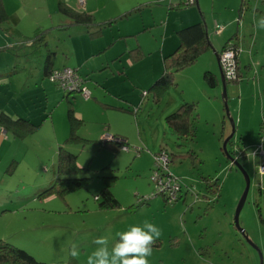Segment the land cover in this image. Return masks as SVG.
Masks as SVG:
<instances>
[{
  "label": "rangeland",
  "instance_id": "1",
  "mask_svg": "<svg viewBox=\"0 0 264 264\" xmlns=\"http://www.w3.org/2000/svg\"><path fill=\"white\" fill-rule=\"evenodd\" d=\"M240 3L215 2L217 13L223 12L220 23L233 24L229 36L234 35L231 42L239 49L242 72L238 82L224 83L225 102L213 50L201 55L206 70L196 65L188 69L185 74L195 79L190 83L182 75L158 102L148 93L144 96L143 88L138 87L136 95L134 86L125 84L123 94L130 92L126 104L112 97L100 98L124 110L108 108L96 113L79 94L74 100L68 95L83 119L75 122V132L90 141L69 146L68 151L77 156V164L84 170L70 177L56 174L58 144L67 137L70 124L68 99H58L62 91L49 83L45 86L49 100L45 102L41 85L33 86L34 78L29 88L19 85L11 93L0 88L3 107L18 109V103L31 99L27 109L35 113L34 118L41 116L36 132L23 139L8 135L0 144V241L44 264H86L87 256L97 247L94 239L107 237L111 247L118 240L117 233L142 226L147 220L162 230L149 264H264V175L257 172L259 157L252 156L259 143L264 110V30L256 28V19L264 15V0H244L242 12ZM201 4L211 12V0H201ZM221 45L219 41L217 47ZM7 56L0 55V63ZM35 56L28 57L31 68L38 63ZM60 58L64 57L59 55L57 63ZM16 60V65L23 67V58ZM108 71L98 74L105 79V87H122L124 81ZM204 71L215 76V87L206 84ZM18 76L26 78L27 73L12 76L13 82ZM91 80H86L85 87L92 98L90 87L98 85ZM13 98L18 103L12 102ZM191 101L196 104L194 136L177 137L165 117ZM117 131L126 138L128 151L113 152L92 142ZM162 153L171 175L181 185V198L173 204L157 195L152 181L157 167L154 157ZM67 177L88 181L64 193L38 197L52 184L56 189L63 187ZM246 177L249 187L236 227L234 215ZM105 184L119 207L98 206ZM73 243L79 249L77 258L68 255Z\"/></svg>",
  "mask_w": 264,
  "mask_h": 264
},
{
  "label": "crops",
  "instance_id": "2",
  "mask_svg": "<svg viewBox=\"0 0 264 264\" xmlns=\"http://www.w3.org/2000/svg\"><path fill=\"white\" fill-rule=\"evenodd\" d=\"M78 1L1 0L8 16L6 25L0 28V55L4 53L8 55L7 60L0 63V74L8 72V75L0 78V88L4 93L6 91L9 93L11 91L15 92L19 85L29 88L33 78L36 80L33 86L38 84L42 86L39 87L42 89L41 94L45 97V102L49 100L46 85L49 86L51 84L62 91L47 79L44 72L45 61L49 51L54 53L50 69H60L63 67L77 69L85 79V85L87 84L86 80L90 81L93 78L91 81L96 86L98 85L97 88L90 87L94 97L84 101H87L86 105H91L96 113L103 112V110L108 108L124 110L120 106L109 105L110 103L101 101L100 98L108 99V97H112L117 99L116 102L121 101L126 104L125 96L130 92L125 91L127 92L125 93L126 95L123 94L125 84H128L130 87L134 86L132 92L136 93L139 90L138 87L144 89L142 92H148L151 84L163 71V58L173 53L178 45L176 32L179 29L197 23L202 18L211 43V48L204 52L203 55L213 50L218 68L217 53L221 51L227 42H231L234 39V35L232 37L229 36L230 27L233 24L231 22L225 23V25L224 23L223 25L220 23L223 19V12L217 13L218 10L215 6L217 0H211V12L209 11V13L203 8L201 0H197L196 6L190 7L181 6L184 0H84L82 8L79 6ZM60 4L77 13L87 15L95 22H106L119 18L132 9L138 8V10L128 17L116 21L111 26L104 27L99 32L90 35L82 27L70 26V18L59 11ZM224 8L226 9V7ZM60 26L69 27L60 29ZM219 28H222V31L217 34L216 30ZM47 29H50L45 37L47 45H31V40L34 36ZM56 41L59 42L58 45ZM219 41L222 42V45L217 47ZM133 50H137V55H135L138 60L136 61H132L131 52ZM32 54H35V57L38 59V63H36L37 65L34 68H31L28 61V57ZM59 55H62L64 58H60L57 63ZM21 57L23 58V67L20 68V65H16L19 62L16 59ZM239 58L238 55V73L242 76ZM202 61L200 56L193 66L178 73L176 80H179L184 75V79L191 83L195 78L190 73L185 74V71L192 69L195 65L199 70H206V64ZM110 67H114L115 71H112ZM197 68L195 69L197 70ZM33 69L34 72L32 71ZM104 70H109L108 72L113 77H118L116 79L119 81L123 80L122 87L120 85H117L115 88L111 86L105 87V79L98 75L99 73H105ZM26 73V78L18 76L16 82H13L12 76L25 75ZM15 83L16 87L13 86ZM167 91L160 97H164ZM64 95L63 91L62 94L58 95L59 102L62 98L68 99L69 110L72 111L78 121H83L77 115V110V113L75 112L73 101H69L70 98ZM71 96L74 100L75 94ZM52 98H54L53 95ZM30 100H24L23 104H19L18 100L13 98L12 102L18 103V109L13 107L8 110L0 104V113L8 115L12 119H25L32 124H37L41 116L34 118L35 113L28 110L29 105L27 104ZM89 101L91 102L88 103ZM133 112L135 113V110ZM40 126L41 124H39V128ZM68 129L69 135L70 124ZM8 135L10 134H7L0 128V144L3 143L4 138L8 137ZM68 135L61 144H58V147L64 144ZM111 136L120 137L127 142L126 138L119 131ZM81 137L85 138L84 136ZM11 138L16 139L12 136Z\"/></svg>",
  "mask_w": 264,
  "mask_h": 264
},
{
  "label": "trees",
  "instance_id": "3",
  "mask_svg": "<svg viewBox=\"0 0 264 264\" xmlns=\"http://www.w3.org/2000/svg\"><path fill=\"white\" fill-rule=\"evenodd\" d=\"M196 5H197V0H194L192 4L186 3L185 1H182L181 3L182 7H190V6H196ZM243 9H244V0H241L239 12H242ZM137 10L138 8L132 9L130 11H127L125 14H123L119 18H114L106 22H95L92 18L88 17L85 14L77 13L73 10H70L69 8H66L65 6H63L62 4L59 5V11L65 16L70 18L71 20L70 26L82 27L86 29V32L90 35L99 32L104 27L111 26L116 21L124 17H128L130 14L135 13ZM7 20H8V16L0 0V28L6 25ZM66 27H69V26H60V29H65ZM50 29L41 31L38 34H36V36H34V38L31 40V45L46 46L47 42H46L45 37L49 33ZM176 36L178 40V45L176 49L174 50L173 53L163 58V61H162L163 71L160 74V76L157 77L155 81L151 84V86L148 89V92H146L152 95L151 97L155 102H158L160 99V96L164 92H166L171 86L176 85V75L178 73H180L181 71H183L184 69L188 67L193 66L198 60V58L204 52H206L209 48H211V43L208 38L206 26L202 18L197 23H194V24H191L189 26L179 29L176 32ZM229 42H227L223 46L221 51L217 53L218 56L226 48V45ZM233 47L235 48V50L234 49L233 50L237 52L238 47L235 44H233ZM136 53H137V50H133L131 52L132 61L138 60L136 58L137 57ZM53 55H54L53 52L48 51L46 61H45V67H44L45 68L44 72L46 73L47 79L53 70H58V69H53V70L50 69ZM236 58L238 61V55L236 56ZM77 73L79 76H81L78 70H77ZM6 75H8V72H5L4 74H0V78ZM236 75H237L236 79H234L232 82H238L239 80H241V76L238 73V64H237ZM203 79L209 87L211 88L215 87L216 78L213 74H211L210 72H204ZM225 82H227V80L224 78V83ZM63 93L65 94L64 96L68 97V93L64 91ZM224 101H225V98L223 99V102ZM195 106L196 104L193 101L184 102L180 104L175 109V111H173L171 114L165 117L166 125L171 130V132L175 134L177 137H193L194 136V126H193L192 121L194 120ZM261 115L262 116H261V123L259 126V132H260L262 120L264 118V110L261 112ZM68 119L70 122V132L64 144L58 147L57 149L56 174L61 175V176L70 177L84 170L78 166L77 156L71 154L68 151L69 146L76 144V142L77 143H80V142L88 143L90 141L86 140L85 138H82L81 136L79 137L77 133L75 132L74 124L78 120L74 117L71 110H69L68 112ZM0 128L4 132H6L7 134H10L14 138L23 139L27 137L28 135H31L32 133L36 132L37 129L39 128V124H32L30 121L25 120V119H12L8 115L1 112L0 113ZM112 137L115 139L121 140V142L120 143L113 142V141L104 142L102 141V139H100L98 142L97 141H92V142L99 144L101 148H105L113 152L121 151L120 150L121 146L122 144L126 143V141L120 137H116V136H112ZM68 177L63 180L64 182H66V184L63 187L56 189L55 185L52 184L50 185L48 189H45L44 191H42L38 195V197L46 198L51 195H54L55 192L64 193L70 188L81 187L83 183L88 181L87 178L71 179ZM100 198H101V202L98 205L100 208H115V207L120 206L119 202L113 197L108 184H105L103 190L100 192ZM180 198L181 197H179V199ZM97 200H99L98 197H97ZM144 202L145 201H143V203ZM260 220L263 221L261 216H260ZM0 264H44V263L38 262L26 251L19 249L17 247H14L6 242L0 241Z\"/></svg>",
  "mask_w": 264,
  "mask_h": 264
},
{
  "label": "built area",
  "instance_id": "4",
  "mask_svg": "<svg viewBox=\"0 0 264 264\" xmlns=\"http://www.w3.org/2000/svg\"><path fill=\"white\" fill-rule=\"evenodd\" d=\"M186 3L192 4L194 0H184ZM79 6L82 8L84 5V0L78 1ZM222 28L216 30L219 34ZM233 43L229 42L226 48L218 56V64L223 77L227 81H233L236 79L237 73V58L238 51L235 52ZM48 80L59 87L62 91L68 93V95L79 94L82 99L89 100L91 98L90 93L84 84V79L78 75L77 70L63 67L58 70H53L48 77ZM146 92L143 93L146 96ZM102 141H113L121 142L119 139H115L112 136H104L101 138ZM121 151H128L126 144H122ZM252 156H258L260 163L258 165L257 172L260 176L264 175V118L262 120L260 132H259V143L252 152ZM156 162V171L152 177V181L155 184V190L157 195H161L167 204L175 203L181 193V185L178 183L177 179L174 178L167 166L168 159L166 154L162 153L159 157H154Z\"/></svg>",
  "mask_w": 264,
  "mask_h": 264
},
{
  "label": "clouds",
  "instance_id": "5",
  "mask_svg": "<svg viewBox=\"0 0 264 264\" xmlns=\"http://www.w3.org/2000/svg\"><path fill=\"white\" fill-rule=\"evenodd\" d=\"M256 28L264 30V15L256 19ZM118 240L109 246L107 237L93 240L97 246L86 258V264H149L153 246L162 236V230L145 220L142 226H130L117 233ZM78 246L73 243L68 249L72 258L79 256Z\"/></svg>",
  "mask_w": 264,
  "mask_h": 264
},
{
  "label": "water",
  "instance_id": "6",
  "mask_svg": "<svg viewBox=\"0 0 264 264\" xmlns=\"http://www.w3.org/2000/svg\"><path fill=\"white\" fill-rule=\"evenodd\" d=\"M218 60V59H217ZM219 75H220V80H221V83L223 85V94H222V98L224 99L225 98V88H224V77H223V74L220 70V67H219ZM226 99V98H225ZM225 102V101H224ZM232 138V135H230L227 140L224 142L223 144V149L225 150V146L227 144V142ZM248 187H249V181L246 177V187H245V190L239 200V203L237 205V208H236V211H235V215H234V225L236 227H238V216H239V213L243 207V204L245 202V199H246V195H247V192H248ZM263 202H264V192H263Z\"/></svg>",
  "mask_w": 264,
  "mask_h": 264
}]
</instances>
